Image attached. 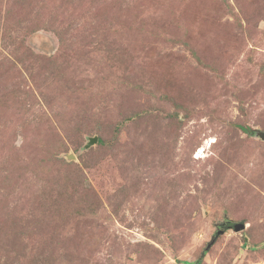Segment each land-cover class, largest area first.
<instances>
[{"label": "rangeland", "instance_id": "rangeland-1", "mask_svg": "<svg viewBox=\"0 0 264 264\" xmlns=\"http://www.w3.org/2000/svg\"><path fill=\"white\" fill-rule=\"evenodd\" d=\"M246 128L264 0H0V264H264Z\"/></svg>", "mask_w": 264, "mask_h": 264}, {"label": "water", "instance_id": "water-1", "mask_svg": "<svg viewBox=\"0 0 264 264\" xmlns=\"http://www.w3.org/2000/svg\"><path fill=\"white\" fill-rule=\"evenodd\" d=\"M253 133H255L259 139L264 141V132H254L253 131ZM96 143H97V138L96 137L89 138L88 139V143L86 144L85 147L88 148V147H90V146H92V145H94ZM243 228H244L243 224H241L240 226L237 225V226H235V231H237V232L241 231V230H243Z\"/></svg>", "mask_w": 264, "mask_h": 264}, {"label": "trees", "instance_id": "trees-1", "mask_svg": "<svg viewBox=\"0 0 264 264\" xmlns=\"http://www.w3.org/2000/svg\"><path fill=\"white\" fill-rule=\"evenodd\" d=\"M244 132L247 133V134H252V133H253V131L250 130V129H248V128H246V129L244 130ZM198 263H199V262H196V263H194V264H198ZM186 264H190V263H186Z\"/></svg>", "mask_w": 264, "mask_h": 264}]
</instances>
